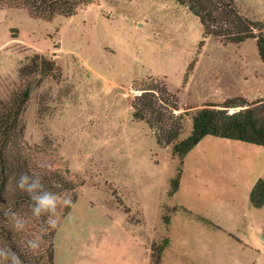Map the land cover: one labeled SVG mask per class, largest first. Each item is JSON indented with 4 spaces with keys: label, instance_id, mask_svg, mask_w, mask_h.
Returning <instances> with one entry per match:
<instances>
[{
    "label": "rangeland",
    "instance_id": "374dc122",
    "mask_svg": "<svg viewBox=\"0 0 264 264\" xmlns=\"http://www.w3.org/2000/svg\"><path fill=\"white\" fill-rule=\"evenodd\" d=\"M234 2L264 24V0ZM36 53L59 71L30 93L24 145L38 168L73 184L56 192L74 207L57 221L52 264H264V203L249 199L264 179V146L206 135L180 159L129 105L135 86L161 80L186 111L184 138L196 108L264 98L254 38L204 36L198 17L174 0H91L51 20L5 6L1 100L22 85L19 69ZM165 240L156 263L153 245Z\"/></svg>",
    "mask_w": 264,
    "mask_h": 264
},
{
    "label": "trees",
    "instance_id": "16d2710c",
    "mask_svg": "<svg viewBox=\"0 0 264 264\" xmlns=\"http://www.w3.org/2000/svg\"><path fill=\"white\" fill-rule=\"evenodd\" d=\"M91 0H0V9L5 6L25 8L31 16L51 20L57 15L72 16L78 8ZM184 5L189 12L200 20L204 36L212 35L222 43H239L254 38L261 61L264 64V24L250 19L237 9L234 0H174ZM59 71L52 58L39 53L34 54L19 69L22 85L8 101L0 99V247L10 248L23 264H52V239L55 229L46 223L49 214L34 217L29 195L17 187L22 173L40 176L43 191L56 193L59 189H73V184L65 179L59 170L40 169L31 159L24 145V122L22 114L36 84L43 78ZM31 72L38 79L30 80ZM139 90L129 101L133 120L144 121L155 135L161 146H170L173 155L184 156L206 135L236 139L264 146V98L248 102L245 98H230L224 104H207L196 108L191 115L192 129L180 138L186 111H180L178 99L161 80H143ZM241 106L230 112L232 107ZM180 173L172 179L170 194L179 186ZM249 199L255 207L264 203V179H258L252 188ZM72 198V202H73ZM57 208L58 220L69 207L62 211ZM8 210L16 212L25 220L22 231L16 230L9 218L4 215ZM57 220V221H58ZM42 227L43 233L37 229ZM39 236V249L33 253L27 241ZM43 240V242H42ZM166 240L161 245H153L152 256L157 263Z\"/></svg>",
    "mask_w": 264,
    "mask_h": 264
},
{
    "label": "clouds",
    "instance_id": "9594fccd",
    "mask_svg": "<svg viewBox=\"0 0 264 264\" xmlns=\"http://www.w3.org/2000/svg\"><path fill=\"white\" fill-rule=\"evenodd\" d=\"M17 187L27 193L33 202L31 212L34 217H41L44 214H49L46 223L50 228L55 229L58 220V206L62 207H74L73 202L70 198H61L56 193L43 191V194H37L39 190H43L44 186L41 183L40 176H30L26 173H22L17 180ZM9 218L13 227L22 231L25 226V220L20 217L16 212L8 210L4 213ZM41 243V238L36 236L33 239L27 241V247L30 251L35 253ZM0 264H23L20 257L11 251L10 248L0 247Z\"/></svg>",
    "mask_w": 264,
    "mask_h": 264
},
{
    "label": "crops",
    "instance_id": "0c3cea01",
    "mask_svg": "<svg viewBox=\"0 0 264 264\" xmlns=\"http://www.w3.org/2000/svg\"><path fill=\"white\" fill-rule=\"evenodd\" d=\"M258 240H259V239H258ZM244 243L247 244L246 241H244Z\"/></svg>",
    "mask_w": 264,
    "mask_h": 264
}]
</instances>
